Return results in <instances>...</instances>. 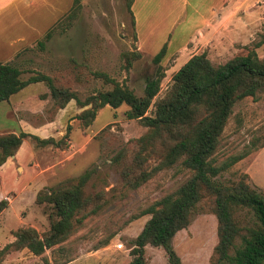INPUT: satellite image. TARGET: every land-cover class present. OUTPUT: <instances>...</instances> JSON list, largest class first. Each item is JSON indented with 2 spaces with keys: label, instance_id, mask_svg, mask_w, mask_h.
<instances>
[{
  "label": "rangeland",
  "instance_id": "obj_1",
  "mask_svg": "<svg viewBox=\"0 0 264 264\" xmlns=\"http://www.w3.org/2000/svg\"><path fill=\"white\" fill-rule=\"evenodd\" d=\"M184 1L167 0L169 8L165 10L168 13L163 22L141 25L144 53L139 50L140 58L133 59L132 55L137 45L127 0H81V9L70 27L56 28L51 39L46 40L45 47L38 45L40 40H45L43 37L34 46L19 52L11 63L23 70V79L38 73L49 75L57 86L75 92L82 101L99 91L113 88V84L97 76L96 72L106 73L128 86L136 95L143 96L147 78L158 67L154 56L168 41L171 50H175L187 40L196 27L203 25L201 14H208L216 0H188V4ZM180 12L182 15L177 18ZM239 18L246 21L247 27H239L234 42L222 49L208 51L215 66L223 65L236 56L247 55L262 39L264 0L250 3L241 0ZM255 50L263 59L264 44ZM193 55L195 53L189 54L179 64L174 62L177 55L163 59L161 67L166 76L147 115L155 114V102L168 93L173 76ZM14 101L19 116L41 126L54 120L61 109L72 102L67 112L70 114L60 118L52 130L55 135L60 130L64 131V136H56L57 141L68 135L60 144L38 145L29 137L24 139L21 150L29 157H36V152L38 156L39 153L41 156L55 153L54 160H50L57 164L54 172L58 175L54 177L51 171L46 180L48 184L43 189L71 186L77 177L92 171L85 191L101 204V210L85 217L72 235L42 255H35L28 248L17 250L12 247L7 251L6 246L12 243L6 242L9 219L12 220L10 226H15L20 218L31 219L36 227L23 226L35 228L41 236L49 232L53 221L49 216L52 205L38 204L35 200V205L32 203L34 207H30L27 198L19 196L6 216L0 218V253L6 251L2 255L3 263L67 264L74 261V264H130L134 242L151 218L150 214H145L146 211L165 195L177 191L191 177L192 170L184 166L182 158L174 165L156 171L163 151L160 141L156 142V152L154 147L144 151L139 165L136 160L139 139L149 133V128L138 119L128 118L129 106L126 104L99 109L95 120L84 126L78 117L92 105L82 107L73 99L60 108L62 99H54L45 82L30 84ZM5 105L0 102V112ZM240 156L243 158L221 172L217 180L230 183L246 174L248 182L264 194V92L257 98L247 97L235 104L214 158L217 164H221ZM63 169L66 173L61 177ZM142 171H152L153 174L142 185L133 187L132 183ZM3 201L8 202V199ZM237 218L242 224L254 222L253 215L246 210L239 211ZM118 243H123V247L118 248ZM217 244L218 219L212 200L205 196L193 210L190 225L175 236L173 247L183 264H212ZM146 256L149 264H169L161 247L147 245Z\"/></svg>",
  "mask_w": 264,
  "mask_h": 264
},
{
  "label": "trees",
  "instance_id": "obj_2",
  "mask_svg": "<svg viewBox=\"0 0 264 264\" xmlns=\"http://www.w3.org/2000/svg\"><path fill=\"white\" fill-rule=\"evenodd\" d=\"M132 16L135 41V20L132 5L135 0H127ZM81 0H74L73 6L40 40L38 45L45 47L53 31L71 26L81 9ZM264 44V35L255 44L258 48ZM254 49L247 55L236 56L227 63L215 66L209 58L208 50L193 55L173 76V84L168 93L155 102V114L147 115L154 98L161 89L165 71L161 62L167 56V44L154 56L158 66L156 72L147 78L144 95L138 96L128 86L109 77L106 73L96 72L113 88L99 91L95 95L80 100L77 94L67 88L56 85L54 78L38 73L23 79V70L12 63L0 62V101H9L11 97L30 84L45 82L54 99H62L60 108L71 100L82 106L92 105L78 117L84 126H89L96 118L99 109L109 105L118 108L129 106L127 116L138 119L149 128V133L139 139V153L136 160L141 164L144 151L154 147L156 142L163 145L162 157L155 170H161L177 163L183 158L185 167L192 170L191 177L177 191L169 193L153 203L145 214L151 218L145 223L136 238L131 251L130 264H149L146 246L161 247L167 255L169 264H183L181 257L173 247L178 232L186 229L191 222L193 210L208 196L218 219V244L212 264H264V194L254 188L241 175L237 180L224 183L217 180L221 172L228 170L243 157H232L221 164L215 162L220 136L222 135L235 104L247 97L257 98L264 92V58L261 59ZM133 59L140 58L141 52L135 48ZM66 135L62 140H64ZM34 139L38 145L60 144L50 137L42 139L24 131L0 135V166L20 149L24 139ZM86 171L77 177L71 186L45 188L37 194L38 204L52 205L53 218L48 233L41 236L33 227L21 226L13 231L16 238L5 250L28 248L35 255H42L64 242L82 224L89 214L98 213L101 204L86 193L85 187L92 176ZM152 171H142L132 183L138 187L147 181ZM7 202H0V213ZM246 210L254 217V222L242 224L239 211ZM238 239L240 243H238ZM0 253V264L3 263Z\"/></svg>",
  "mask_w": 264,
  "mask_h": 264
},
{
  "label": "crops",
  "instance_id": "obj_3",
  "mask_svg": "<svg viewBox=\"0 0 264 264\" xmlns=\"http://www.w3.org/2000/svg\"><path fill=\"white\" fill-rule=\"evenodd\" d=\"M251 1L246 0L248 3ZM73 3L74 0H0V62L11 63L15 60V56L24 48L34 46L70 11ZM184 3L188 4V0H185ZM240 3L241 0H216L212 3L208 14H201L202 18L204 17L203 25L196 27L191 36L184 40L179 47L171 50L170 41L165 43L167 44L166 57L177 55L174 62L179 64L180 60H184L189 54H198L205 50L213 52L215 49H222L231 45L234 42L235 34L239 31V27H247L246 21L239 18ZM168 8L167 0L134 1L132 12L137 35L136 45L137 49L142 53L144 51L141 40V25L144 23L159 24L163 22L168 13L165 10ZM181 15L182 12L178 14L177 18ZM20 92L13 95L9 101H0L6 104L0 112L2 115L0 117V135L18 134L24 131L37 135L42 139L64 136L63 130H60L57 135L53 134L52 130H54L53 127L56 126L60 118H65L72 102L66 108L61 109L54 120L42 126L33 125L17 114L14 98ZM71 114L74 113L71 112ZM22 145L14 156L8 158L0 166V202L7 200V197H11L7 202V206L0 213V218L6 216V213L12 208L16 198L19 196L24 199L27 198L29 206L34 207L33 204L35 205L38 192L48 184L46 180L49 173L51 171L54 172L57 166V164H54L55 162L51 161L54 160L55 153L52 152L50 155L43 156L39 153L38 156V152H36V157L35 155L29 157L27 153L21 150ZM65 173L66 171L63 169L60 173L61 177ZM57 175L58 173L54 172L53 176L56 177ZM10 223H12L11 219H9L6 226L9 233L6 235V242L9 243L14 241L13 231L20 226L29 225L36 227L31 219L28 218H20L15 226H10ZM67 264H74V261Z\"/></svg>",
  "mask_w": 264,
  "mask_h": 264
},
{
  "label": "built area",
  "instance_id": "obj_4",
  "mask_svg": "<svg viewBox=\"0 0 264 264\" xmlns=\"http://www.w3.org/2000/svg\"><path fill=\"white\" fill-rule=\"evenodd\" d=\"M7 199L9 200L10 198L9 197H7ZM123 243H118V244H116V246L118 247V248H122L123 247ZM2 247V245H1V243H0V248Z\"/></svg>",
  "mask_w": 264,
  "mask_h": 264
}]
</instances>
